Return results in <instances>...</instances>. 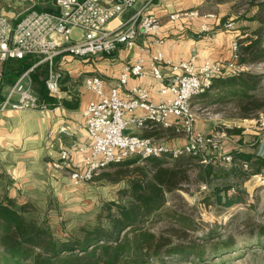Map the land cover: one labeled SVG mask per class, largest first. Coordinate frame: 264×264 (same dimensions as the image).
<instances>
[{"label":"trees","instance_id":"1","mask_svg":"<svg viewBox=\"0 0 264 264\" xmlns=\"http://www.w3.org/2000/svg\"><path fill=\"white\" fill-rule=\"evenodd\" d=\"M256 2V6H264V1ZM238 17L257 21L258 26L239 29L236 63L251 65L264 60V17L245 18V14ZM33 62L28 56L7 59L2 74L13 81ZM44 76V65L30 72L38 99L51 108L59 101L48 95ZM263 77V74L245 72L215 76L210 86L195 98H202L203 104L230 102L238 119L251 118L253 113L264 109V93L247 90L244 86L230 91V87L240 78L256 87ZM212 93L216 98H207ZM229 93L232 97H228ZM224 131L227 135H238L235 145L227 152L230 156L228 166L220 160L217 149L208 152L214 161L205 164L200 162L201 152L172 159L131 156L119 163L107 164L93 178L111 182L122 180L124 186L117 190L116 199L102 204L95 224L81 226L77 235L65 238H56L48 226L31 214V204L17 202L0 186V264H153L154 260L160 264H180V260L190 256L196 257L198 264L204 262V250H197L198 244L193 240H175L174 231L186 235V231L194 230V224L190 217L167 206L165 197L166 193L181 189L193 180L207 186L214 184L209 195L203 198L206 205L227 208L244 201L246 192L239 186L251 176L264 173V153L257 152V142L251 147L244 141L241 127L224 128ZM2 178L0 173V181ZM228 179L232 181L228 183ZM235 188L238 194L233 193ZM159 220L167 222L164 230L152 228ZM259 231L264 235L263 226ZM207 241L211 257L235 249L232 239L208 238Z\"/></svg>","mask_w":264,"mask_h":264},{"label":"built area","instance_id":"2","mask_svg":"<svg viewBox=\"0 0 264 264\" xmlns=\"http://www.w3.org/2000/svg\"><path fill=\"white\" fill-rule=\"evenodd\" d=\"M135 1L103 3L100 0H54L57 11L28 8L15 22H10L0 12V62L26 56L34 59L0 101V110L48 108L34 93L30 72L43 64L46 91L52 97L57 96L62 75L55 67L54 58L62 53L87 59L99 54H111L119 44L133 43L138 33L157 34L160 28L158 18L145 13L152 0H146L127 20L110 25ZM232 25L230 21L226 26L231 28ZM73 29L80 32L76 40L71 39ZM236 49L237 38L231 43L232 58L224 64L205 62L196 67L195 54L178 64L166 62L174 72L172 76H166L162 71L161 54H153L149 59L148 71L142 59L127 64L118 77L117 85L111 86L108 91L102 77H85L86 89L96 97L82 110L83 125L91 138L83 167L73 162L66 148L59 150L58 160L52 166L65 171L72 184L78 186L90 181L107 164L119 163L131 156H139L140 159L164 156L172 159L182 154L196 155L201 152V163L214 161L213 156L208 154L217 149L213 140L194 130L195 112L191 100L210 86L213 77L232 76L250 68L251 65L236 63ZM148 75L162 82L158 92L163 98L159 102L150 101L148 89L144 86H133L122 96L119 95V87L126 84L130 76L145 78ZM137 110L142 113L136 114ZM158 125L172 127L184 134L185 142L170 145L163 139L128 131L130 127L141 129ZM220 160L229 162L230 156L220 157Z\"/></svg>","mask_w":264,"mask_h":264},{"label":"crops","instance_id":"3","mask_svg":"<svg viewBox=\"0 0 264 264\" xmlns=\"http://www.w3.org/2000/svg\"><path fill=\"white\" fill-rule=\"evenodd\" d=\"M3 1L0 0V6L4 4ZM100 1L109 3L113 0ZM145 2L141 0L136 6L127 8L110 25L127 20ZM34 6L37 5L29 8ZM231 6L230 0H152L145 13L158 18L160 28L157 34L138 33L133 43L119 44L111 54H99L87 59L75 58L66 53L56 56L55 67L62 75L60 93L55 96L59 101L56 106L42 110H0V173L3 175L0 186L19 203L52 196L63 201L72 191L81 189L84 183L73 185L66 172L53 167L52 163L58 160L59 150L66 148L73 162L83 167L91 138L83 125L82 110L96 97L86 89L84 78L90 75L102 77L105 90L108 91L111 86L117 85L125 65L142 59L148 71L149 59L157 53L162 56L161 68L166 76L174 74L166 62L178 64L194 54L196 67L205 62L227 63L232 58L231 43L240 34L239 25L231 21ZM4 8L1 7L0 12L10 22H15L20 14L14 16V12ZM39 8L58 10L55 3L50 7ZM174 14L178 16L172 17ZM230 21L233 23L231 28L226 26ZM79 35L78 30L77 38ZM3 64L0 62V101L18 78L12 81L2 74ZM161 84V81L150 75L145 78L130 76L118 91L122 96L133 86H144L148 89L150 101L157 103L163 98L158 92ZM140 113L136 111V114ZM128 131L157 139L164 137L155 136L158 131L166 136L176 134L172 127L163 128L159 125L141 129L130 127ZM168 138L163 139L168 144L181 143L178 139L175 141L174 137H170L169 141Z\"/></svg>","mask_w":264,"mask_h":264},{"label":"rangeland","instance_id":"4","mask_svg":"<svg viewBox=\"0 0 264 264\" xmlns=\"http://www.w3.org/2000/svg\"><path fill=\"white\" fill-rule=\"evenodd\" d=\"M136 0L133 6L140 3ZM232 1L231 21L243 27L255 28L257 21L247 19H238V16L245 14V18L257 15L264 17V6H256V1L264 0H230ZM1 7L4 10L14 12V16L22 14L29 7L40 10V7H50L54 5V0H4ZM132 6V7H133ZM8 7V9H7ZM78 30L73 29L71 38L76 40ZM57 57L54 58L56 60ZM43 65V64H41ZM245 73L263 74L264 60L251 64ZM244 86L247 90L264 93V77L256 87L248 85L242 78L236 81V85L230 87V91ZM229 91V92H230ZM212 93L210 99L216 98ZM228 97H232L229 93ZM202 98H192L191 105L195 112L194 130L200 132L206 138H211L213 144L217 147V154L225 157L227 152L235 145L238 135H227L224 128L233 126L243 129L241 135L245 142L253 147L257 142V152L264 153V109L252 114L251 118L238 119L234 114V109L230 102H210L203 104ZM223 133V135H221ZM155 136L170 137L178 139L182 145L185 142V136L182 133L169 134L166 136L162 131L156 132ZM176 136V137H175ZM173 145V144H170ZM248 146V148H251ZM253 149V148H251ZM226 162V160H225ZM228 161L225 166H228ZM228 179L227 182H231ZM124 186L122 180L111 182L102 178H92L84 183L81 189H76L68 194L63 201L57 197L36 198L32 202H26L32 205L31 214L39 221L49 227L56 238H65L68 235H77L81 226H90L95 224V217L102 207V204L108 200L117 198V190ZM202 182L191 180L182 185L181 189L166 193V205L171 206L177 213L185 214L193 220L194 230L186 231V235L176 230L174 233L179 237L175 240H193L197 250H204L205 261L199 264H264V235L260 233V228L264 227V173L251 176L239 186L246 193L244 201L234 203L224 208L220 205H206L203 198L209 195L210 187ZM235 188L233 193L238 194ZM232 192V191H231ZM212 200V199H211ZM22 203V202H21ZM166 221L159 220L152 224L155 230H164ZM171 230V229H169ZM178 231V232H177ZM77 232V233H76ZM169 232V231H166ZM208 238L212 239H232L235 249L211 257V247ZM260 239V241H258ZM205 244V245H204ZM168 260H166L167 262ZM180 264H198L196 257L182 259ZM153 264H160L154 260Z\"/></svg>","mask_w":264,"mask_h":264}]
</instances>
